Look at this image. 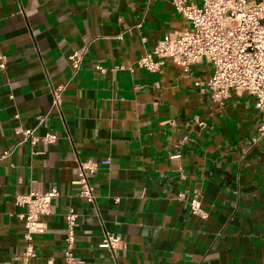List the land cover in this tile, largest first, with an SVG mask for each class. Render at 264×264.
<instances>
[{
  "label": "crops",
  "instance_id": "crops-1",
  "mask_svg": "<svg viewBox=\"0 0 264 264\" xmlns=\"http://www.w3.org/2000/svg\"><path fill=\"white\" fill-rule=\"evenodd\" d=\"M171 2L0 0V264H26L17 196L52 188L60 195L46 232L33 236L32 264H67L72 210L77 264H264L254 98L231 91L215 102L195 86L212 75L205 60L190 76L171 60L159 72L137 67L166 34L190 27ZM74 53L84 55L76 76ZM45 116L37 135L58 141L19 145ZM89 160L100 166L94 204L79 196L80 163ZM193 200L206 219L191 213ZM105 233L122 240L115 255L99 248Z\"/></svg>",
  "mask_w": 264,
  "mask_h": 264
},
{
  "label": "built area",
  "instance_id": "built-area-1",
  "mask_svg": "<svg viewBox=\"0 0 264 264\" xmlns=\"http://www.w3.org/2000/svg\"><path fill=\"white\" fill-rule=\"evenodd\" d=\"M172 5L190 27L176 33L166 34L154 50L142 57L137 67L148 72H159L167 60L183 68L186 76L192 67L206 61L212 66V75L206 82L197 81L196 87L206 88L211 98L220 104L230 96L231 91L248 94L254 98L255 109L260 115L258 127L260 137H264V0H172ZM84 55L74 53L69 61L74 76L81 70ZM6 68V58L0 57V69ZM103 71L101 67L97 68ZM66 85L53 89V106H60ZM47 120L41 117L35 128L23 130L20 144L39 142L55 144L57 134L37 135V131ZM194 121L202 125L198 118ZM9 153L4 154V158ZM100 166L89 160L80 163L79 196L89 204L95 203L92 177ZM60 195L57 188L44 193L17 196L16 204L26 211L19 215L25 224L27 246L23 254L26 264H32L37 254L32 245L33 236L46 232L44 218L51 214L52 203ZM193 215L207 218L201 203H190ZM78 215L70 211L66 216V239L64 259L67 264H77L74 250ZM119 236L105 233L99 248L115 255L122 247Z\"/></svg>",
  "mask_w": 264,
  "mask_h": 264
}]
</instances>
